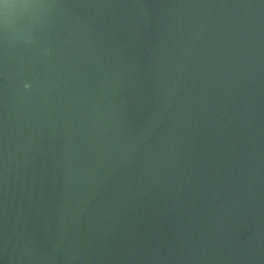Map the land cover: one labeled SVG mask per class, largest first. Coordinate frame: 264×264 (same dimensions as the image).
<instances>
[{"label": "water", "instance_id": "1", "mask_svg": "<svg viewBox=\"0 0 264 264\" xmlns=\"http://www.w3.org/2000/svg\"><path fill=\"white\" fill-rule=\"evenodd\" d=\"M0 264H264V0H2Z\"/></svg>", "mask_w": 264, "mask_h": 264}, {"label": "clouds", "instance_id": "2", "mask_svg": "<svg viewBox=\"0 0 264 264\" xmlns=\"http://www.w3.org/2000/svg\"><path fill=\"white\" fill-rule=\"evenodd\" d=\"M28 87H29V85H28V84H26V85H25V88H28Z\"/></svg>", "mask_w": 264, "mask_h": 264}, {"label": "snow or ice", "instance_id": "3", "mask_svg": "<svg viewBox=\"0 0 264 264\" xmlns=\"http://www.w3.org/2000/svg\"><path fill=\"white\" fill-rule=\"evenodd\" d=\"M0 2H2V0H0Z\"/></svg>", "mask_w": 264, "mask_h": 264}]
</instances>
